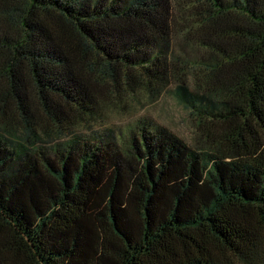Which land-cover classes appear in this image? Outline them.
<instances>
[{
	"label": "trees",
	"instance_id": "1",
	"mask_svg": "<svg viewBox=\"0 0 264 264\" xmlns=\"http://www.w3.org/2000/svg\"><path fill=\"white\" fill-rule=\"evenodd\" d=\"M169 86L204 143L93 133ZM263 244L264 0H0V264H264Z\"/></svg>",
	"mask_w": 264,
	"mask_h": 264
},
{
	"label": "rangeland",
	"instance_id": "2",
	"mask_svg": "<svg viewBox=\"0 0 264 264\" xmlns=\"http://www.w3.org/2000/svg\"><path fill=\"white\" fill-rule=\"evenodd\" d=\"M97 117L99 120L92 122V130H96L93 133L107 129L113 133L115 142L121 148L128 127L140 121L165 126L191 146L204 143L203 135L199 134L200 130L196 125V116L176 98L170 86L154 99L137 102L129 109H102L101 115L98 114ZM76 134L80 138L86 131L77 128L72 136ZM262 253L264 255V244Z\"/></svg>",
	"mask_w": 264,
	"mask_h": 264
}]
</instances>
